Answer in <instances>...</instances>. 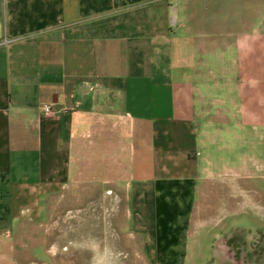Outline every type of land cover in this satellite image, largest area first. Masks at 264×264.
<instances>
[{
  "label": "crops",
  "instance_id": "0c3cea01",
  "mask_svg": "<svg viewBox=\"0 0 264 264\" xmlns=\"http://www.w3.org/2000/svg\"><path fill=\"white\" fill-rule=\"evenodd\" d=\"M122 153L153 264L186 258L197 209L264 213V0H0V246ZM229 231L215 253L251 264Z\"/></svg>",
  "mask_w": 264,
  "mask_h": 264
},
{
  "label": "rangeland",
  "instance_id": "374dc122",
  "mask_svg": "<svg viewBox=\"0 0 264 264\" xmlns=\"http://www.w3.org/2000/svg\"><path fill=\"white\" fill-rule=\"evenodd\" d=\"M119 159L101 154L100 163L90 166L92 177L74 176L65 190L50 198L40 221H26L22 227L16 222V235L0 246V264H153L149 245L144 251L146 258L134 251V243L128 244L126 180L112 178L117 171L121 177L125 175L123 153ZM221 195L215 196V205L223 200ZM229 213L217 205L197 209L188 254L185 259L172 260L173 264H227L215 253L214 234L236 228L243 231L247 245L253 248L248 253L249 263L263 264L264 213L253 208L240 216ZM212 225H217L213 233ZM151 233L149 229L144 238L153 236Z\"/></svg>",
  "mask_w": 264,
  "mask_h": 264
},
{
  "label": "built area",
  "instance_id": "2783aa9c",
  "mask_svg": "<svg viewBox=\"0 0 264 264\" xmlns=\"http://www.w3.org/2000/svg\"><path fill=\"white\" fill-rule=\"evenodd\" d=\"M42 110L47 116H59L67 112V108L58 107L54 103H44L42 104Z\"/></svg>",
  "mask_w": 264,
  "mask_h": 264
}]
</instances>
